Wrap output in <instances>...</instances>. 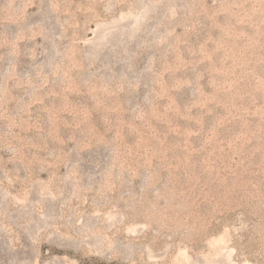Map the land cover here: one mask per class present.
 I'll use <instances>...</instances> for the list:
<instances>
[{"label":"rangeland","instance_id":"374dc122","mask_svg":"<svg viewBox=\"0 0 264 264\" xmlns=\"http://www.w3.org/2000/svg\"><path fill=\"white\" fill-rule=\"evenodd\" d=\"M0 264H264V0H0Z\"/></svg>","mask_w":264,"mask_h":264}]
</instances>
